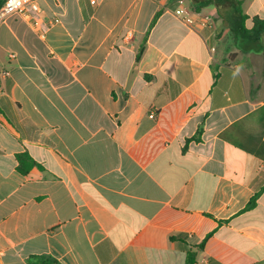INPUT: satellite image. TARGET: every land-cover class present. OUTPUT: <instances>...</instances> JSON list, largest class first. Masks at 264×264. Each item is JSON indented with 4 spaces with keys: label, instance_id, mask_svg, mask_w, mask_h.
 Returning a JSON list of instances; mask_svg holds the SVG:
<instances>
[{
    "label": "crops",
    "instance_id": "crops-1",
    "mask_svg": "<svg viewBox=\"0 0 264 264\" xmlns=\"http://www.w3.org/2000/svg\"><path fill=\"white\" fill-rule=\"evenodd\" d=\"M91 1L0 27V264H264V34L240 52L215 7L193 29L179 0Z\"/></svg>",
    "mask_w": 264,
    "mask_h": 264
},
{
    "label": "trees",
    "instance_id": "trees-1",
    "mask_svg": "<svg viewBox=\"0 0 264 264\" xmlns=\"http://www.w3.org/2000/svg\"><path fill=\"white\" fill-rule=\"evenodd\" d=\"M5 0H0V7ZM243 0H190V8L196 12L200 13L203 9L207 7H215L217 10L218 17L222 20L223 24L231 33L235 40L237 48L241 52H258L261 50L262 38L264 34V19L259 17L250 18L243 11ZM160 12L156 15L152 26L157 21ZM250 21V23H249ZM148 35L145 37L141 48L136 57V62L141 60L144 52L145 44ZM201 135V130H199L197 136L192 140L199 141ZM189 140L188 142H190ZM17 160L19 163L18 171L21 174H27L32 168L38 166L37 163L31 158L27 153L17 155ZM264 190V189H263ZM260 194H257L247 205L246 210H251L255 208L257 200ZM209 238V236H208ZM203 246H200V249ZM27 264H59L57 261L50 257H31ZM186 264H196V253L189 252L186 259Z\"/></svg>",
    "mask_w": 264,
    "mask_h": 264
},
{
    "label": "built area",
    "instance_id": "built-area-1",
    "mask_svg": "<svg viewBox=\"0 0 264 264\" xmlns=\"http://www.w3.org/2000/svg\"><path fill=\"white\" fill-rule=\"evenodd\" d=\"M91 3L95 5L96 0ZM179 7L176 16L186 25L193 29L203 28L207 25V18H203L199 13L194 12L187 0H179ZM40 12L37 0H5L0 7V27L15 15L32 16V13ZM153 117V116H152Z\"/></svg>",
    "mask_w": 264,
    "mask_h": 264
},
{
    "label": "rangeland",
    "instance_id": "rangeland-1",
    "mask_svg": "<svg viewBox=\"0 0 264 264\" xmlns=\"http://www.w3.org/2000/svg\"><path fill=\"white\" fill-rule=\"evenodd\" d=\"M187 1H189V0H187ZM207 10V9H206ZM262 42H263V40H262ZM239 50V49H238ZM261 50L263 51V44H262V48H261ZM240 51V50H239ZM241 52V51H240Z\"/></svg>",
    "mask_w": 264,
    "mask_h": 264
}]
</instances>
